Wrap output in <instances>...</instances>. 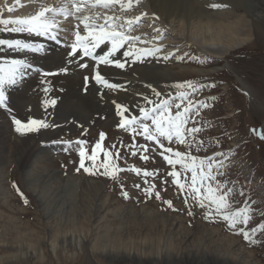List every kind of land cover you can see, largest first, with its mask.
Segmentation results:
<instances>
[{
  "label": "rangeland",
  "instance_id": "1",
  "mask_svg": "<svg viewBox=\"0 0 264 264\" xmlns=\"http://www.w3.org/2000/svg\"><path fill=\"white\" fill-rule=\"evenodd\" d=\"M194 1L204 12L210 9L221 25L235 23L222 31L225 38L249 37L223 58L164 39V50L178 48L183 54L177 62L167 61L171 73L147 75L145 81L176 103L175 84L191 81L197 86L196 91H185L193 103L207 105L195 117V126L201 129L196 140L203 141L204 147L198 152L193 148L191 154L205 158L227 153L224 175L217 179L233 189L228 201L233 210L245 202L252 209L248 224L231 229L222 219L205 218L206 209L190 196L185 202L187 193L172 182L168 175L172 168L159 147L140 136L133 141V133L118 127L120 118L106 120L105 125L93 123V118L84 130L75 132L49 127L17 133L13 116L27 120L36 115L17 99L11 86L6 89L11 111L0 109L4 114L0 117V264H264V230L260 228L264 225V14L256 4L263 1L246 0L254 5L251 13L237 7L235 0ZM217 3L232 8H213ZM226 9L228 15L223 14ZM101 132L106 134L103 146L123 157L117 160L124 169L117 173L118 181L75 171L76 141L86 140L90 152ZM134 142L147 150L133 156L128 145ZM174 150L189 151L179 144ZM142 155H148V161ZM176 169L182 171L179 165ZM145 171L153 175L146 177ZM150 185L154 193L160 192V199L144 193ZM166 200L172 201L171 208ZM239 228L250 232L251 242L239 234ZM229 248L243 262L226 259Z\"/></svg>",
  "mask_w": 264,
  "mask_h": 264
},
{
  "label": "snow or ice",
  "instance_id": "2",
  "mask_svg": "<svg viewBox=\"0 0 264 264\" xmlns=\"http://www.w3.org/2000/svg\"><path fill=\"white\" fill-rule=\"evenodd\" d=\"M123 4L121 0H59L56 6L43 4L39 11L34 15H29L24 18L17 19H0V25L4 27L0 30L11 33H27L35 37H45L49 40L56 41L58 44L62 43L57 34V16L74 15L75 13L91 12L92 15L87 14L77 19H83L86 34L81 35L77 31L75 36V43L65 45L68 48L66 57L63 61L66 65H75L79 69H88V61L95 62V67L90 69L94 72L91 77L92 83L99 86L100 95L103 97V89L109 91H117L121 88L120 84L112 83L101 74L100 65L114 66L116 69L125 70L129 61L131 63H143L146 57L155 56L160 49H138L135 47L138 38L126 35L122 30L123 25L119 23L118 18L108 16L95 12L97 7L109 8L114 4ZM131 6L132 0H128ZM213 8L227 7V5L213 4ZM97 20H102L97 23ZM131 27L132 21L127 22ZM10 26V27H9ZM101 46H106L103 54L97 52ZM0 47H6L19 53L27 54H46V47L43 43H37L31 40L24 39H0ZM121 49L124 51L121 52ZM119 53V56L117 55ZM87 58V60L85 59ZM164 59H169L165 56ZM33 69V64L27 58L10 59L7 61H0V109L11 111L9 108V96L6 89L11 86H16L23 81L26 75V70ZM36 71L43 77L40 84L43 85V92L48 94L50 91V82L48 77L59 76L60 74H68L69 68L67 66L58 67L54 71L43 70L37 68ZM215 87V85H211ZM89 87V76H84L83 91L87 92ZM151 88V85H149ZM176 93L179 102L165 99L160 92L152 88L155 97L159 99H149L144 96L143 99L148 106H135L138 112L134 113L133 109L126 104L117 103L115 100L112 103L115 106L116 115L120 118L118 127L125 131L133 133V141L136 137H143L145 141L153 142L160 149V155L163 156L167 165H170L172 170L168 173L172 177V182L177 186L178 190L187 193L185 202L188 197L196 202L201 209H206L205 218L213 220L215 218L222 219L227 223L231 229H237L240 224H248L251 219L250 212L252 209L247 202L242 208L232 209L229 204V196L233 189L227 187L226 183H222L217 179L218 176H223L225 159L227 153L216 152L212 156L200 158L191 154L194 148L197 152L204 147L203 141L196 140V134L201 129L196 125L195 117L200 114V109L207 105L203 102L193 103L189 98L185 89L196 91V85L191 81L179 82L175 84ZM58 100L56 98L45 99L43 101V110L47 113L49 108H55ZM173 108L175 111L173 112ZM193 121V126L189 127V121ZM12 123L15 126V131L21 135L29 133H37L41 129H48L49 127H59V125H50L47 117L44 118H29L22 120L15 116L12 117ZM82 127V126H81ZM264 139V136L261 137ZM106 139V134L101 132L99 139L93 145L89 152L87 148V141L84 139L77 140L79 163L75 169L77 173L83 170L84 173L91 176H103L118 181V172L124 171L117 164V160L122 159L119 151L112 152L103 146ZM164 141L168 142V146ZM61 141H52L53 144ZM185 145L189 151L174 150V145ZM116 148L114 144L112 146ZM132 149V155L135 156L137 151L147 150L146 145H138L135 142L128 145ZM68 149L65 148V151ZM103 157V158H101ZM141 159L148 161V155H142ZM179 165L182 171H178L176 166ZM137 174L141 172L140 168L132 169ZM190 173V175H188ZM144 175L152 176L153 173L145 171ZM183 177V179H182ZM135 187L140 188L139 184ZM154 186L150 185L143 189L144 193L151 197L153 194L156 199H160V192H153ZM123 196L128 198V192L123 191ZM23 195V193H21ZM243 195V193H241ZM28 201L25 199L24 201ZM169 208L172 207V201H164ZM189 215L193 213L188 212ZM260 228L264 230V225ZM239 234L243 236L246 241L251 242L252 236L249 231L244 228L238 229ZM256 229L253 228L252 232Z\"/></svg>",
  "mask_w": 264,
  "mask_h": 264
},
{
  "label": "bare ground",
  "instance_id": "3",
  "mask_svg": "<svg viewBox=\"0 0 264 264\" xmlns=\"http://www.w3.org/2000/svg\"><path fill=\"white\" fill-rule=\"evenodd\" d=\"M235 1L237 7L245 11V13H249V11L251 13V8L254 5H249L246 0ZM262 1V3L256 2V4L262 8L261 10L257 9L258 12L264 14V0ZM58 2L59 0H0V19L24 18L34 15L43 4L56 6ZM121 3L123 7L118 3L109 8L97 7L94 11L100 13L101 16L107 14L118 18L119 23L123 25L122 30L125 34L138 38L135 43L136 48H158L160 51L155 56L146 57L143 63L137 62L133 64L129 61L125 70L116 69L114 66L106 67L100 65L98 70H101L102 75H105L110 82L121 85V88L115 92L106 88L103 89V97L99 94V86H96L91 80L94 72L90 71V69L95 67V62L89 60L88 69H79L75 65L63 63L68 51L65 45H71L76 42L77 31L81 35L86 34L83 19H77V17H82L85 14L91 16L92 13L87 12V9L85 13L56 17L57 34L62 41L60 44L45 37L0 30V39L31 40L43 43L46 47V54L43 55L31 53L25 55L6 47H0V61L27 58L33 64V69L26 70L23 81L17 86H12V92L22 104L33 111V115L35 114L36 118L47 117L48 123L54 122L63 128L64 131L73 132L79 128L84 130L88 126V120L90 121L93 118V123L95 124L105 125L106 120L117 121L119 117L116 115L115 106L112 103L113 100L117 103L126 104L133 109V112H136L137 108L135 106L147 105V102L143 99L144 96H148L149 99L155 96L152 92V86L150 88L145 81L147 80V75H158V77L168 75L173 69L170 64H167V61L177 62L181 58L183 52L180 53L178 48H167L164 50V44L161 43L164 39H166L164 42L168 44L178 40L184 49L191 45L209 55L223 58L232 48L249 37L234 35L225 38L222 35V31L227 30L230 25L235 23L229 21L227 25H221L212 18L210 9L204 12L203 9H200L199 3L194 0H132L131 6H129L128 0H121ZM203 7L205 6L202 4ZM222 8L229 9L232 6L230 7V4H227V7H221L220 9L222 10ZM228 9L223 11L224 15L230 13ZM255 15L258 16L257 14ZM128 21H132L131 27L128 26ZM96 22L101 23L102 20H97ZM144 22L147 25L139 27ZM3 27V25H0V29ZM171 40L173 41L171 42ZM105 47L101 46L97 52L103 54ZM122 51L124 49H121ZM117 55L119 56V53ZM165 56L169 57V59H164ZM85 59L87 60V58ZM61 66H67L69 73L48 77L50 91L45 94L43 85L40 84L43 77L36 69L54 71ZM86 75L89 76V87L88 91L84 92V76ZM51 98H56L58 103L55 108H49L47 113H45L43 101ZM104 111L105 115H101ZM0 117H4L1 111ZM71 118H74L75 121L71 120ZM230 249L225 253L226 259H235L237 262H243L238 255L230 252Z\"/></svg>",
  "mask_w": 264,
  "mask_h": 264
}]
</instances>
